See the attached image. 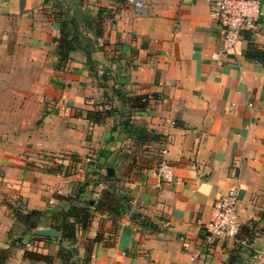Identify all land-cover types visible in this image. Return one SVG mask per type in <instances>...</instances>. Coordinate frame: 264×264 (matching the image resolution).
<instances>
[{
	"label": "crops",
	"instance_id": "1",
	"mask_svg": "<svg viewBox=\"0 0 264 264\" xmlns=\"http://www.w3.org/2000/svg\"><path fill=\"white\" fill-rule=\"evenodd\" d=\"M142 4L0 0V264H264V29L223 51L204 0Z\"/></svg>",
	"mask_w": 264,
	"mask_h": 264
},
{
	"label": "built area",
	"instance_id": "2",
	"mask_svg": "<svg viewBox=\"0 0 264 264\" xmlns=\"http://www.w3.org/2000/svg\"><path fill=\"white\" fill-rule=\"evenodd\" d=\"M212 7L211 16L220 29L221 48L223 51L233 48L241 31L264 29V21L258 0H204ZM137 10L143 9L142 0H129ZM141 98V102H145ZM177 107V104H174ZM173 126V122L169 123ZM162 155L165 150H161ZM156 177L162 182H170L172 169L163 160L155 168ZM237 189L229 188L210 206L205 222L200 223L203 231V243L211 246L213 242H224L235 237L238 231L237 224Z\"/></svg>",
	"mask_w": 264,
	"mask_h": 264
},
{
	"label": "trees",
	"instance_id": "3",
	"mask_svg": "<svg viewBox=\"0 0 264 264\" xmlns=\"http://www.w3.org/2000/svg\"><path fill=\"white\" fill-rule=\"evenodd\" d=\"M59 42H61V43L64 44V49L66 51H70L74 47H76V48L80 47L79 42L76 40V32H74V31H73V36H71L68 41H64L63 42V41L60 40ZM80 49L84 52V54L86 56V62H87V64H90L91 62H90V58H89L90 57L89 56V53L86 50H84L83 47H80ZM31 215H37V214H31ZM85 217H86V211H82V218H85ZM64 226H65V228H67L66 227V224ZM67 230H68V228H67ZM66 236L67 237H70L68 233H66ZM26 254L27 253H25V256H26Z\"/></svg>",
	"mask_w": 264,
	"mask_h": 264
},
{
	"label": "water",
	"instance_id": "4",
	"mask_svg": "<svg viewBox=\"0 0 264 264\" xmlns=\"http://www.w3.org/2000/svg\"><path fill=\"white\" fill-rule=\"evenodd\" d=\"M106 172H107L108 175L112 173L110 168H106Z\"/></svg>",
	"mask_w": 264,
	"mask_h": 264
}]
</instances>
